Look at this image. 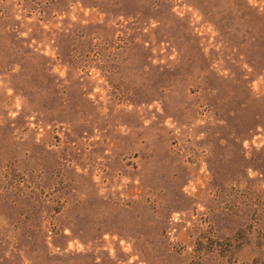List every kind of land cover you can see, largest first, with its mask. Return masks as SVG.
I'll use <instances>...</instances> for the list:
<instances>
[{"label": "rangeland", "instance_id": "rangeland-1", "mask_svg": "<svg viewBox=\"0 0 264 264\" xmlns=\"http://www.w3.org/2000/svg\"><path fill=\"white\" fill-rule=\"evenodd\" d=\"M0 264H264V0H0Z\"/></svg>", "mask_w": 264, "mask_h": 264}]
</instances>
